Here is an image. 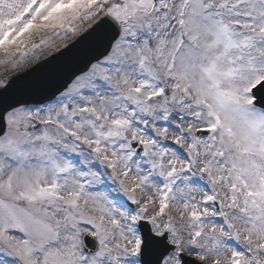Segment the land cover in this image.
<instances>
[{
  "label": "snow or ice",
  "instance_id": "obj_1",
  "mask_svg": "<svg viewBox=\"0 0 264 264\" xmlns=\"http://www.w3.org/2000/svg\"><path fill=\"white\" fill-rule=\"evenodd\" d=\"M0 70V264H264V0H0Z\"/></svg>",
  "mask_w": 264,
  "mask_h": 264
},
{
  "label": "water",
  "instance_id": "obj_2",
  "mask_svg": "<svg viewBox=\"0 0 264 264\" xmlns=\"http://www.w3.org/2000/svg\"><path fill=\"white\" fill-rule=\"evenodd\" d=\"M89 50V46L86 44L77 45L72 48L70 52L61 56L56 54L57 58L50 59V62L45 63L44 66L37 71L33 72L31 76L27 77L28 80L37 79H51L60 78L76 67L81 66V61Z\"/></svg>",
  "mask_w": 264,
  "mask_h": 264
},
{
  "label": "rangeland",
  "instance_id": "obj_3",
  "mask_svg": "<svg viewBox=\"0 0 264 264\" xmlns=\"http://www.w3.org/2000/svg\"><path fill=\"white\" fill-rule=\"evenodd\" d=\"M27 67V66H26ZM26 69H21L19 70V72H16V73H10V75H13V76H16V75H19L21 73H23ZM1 71V70H0Z\"/></svg>",
  "mask_w": 264,
  "mask_h": 264
}]
</instances>
